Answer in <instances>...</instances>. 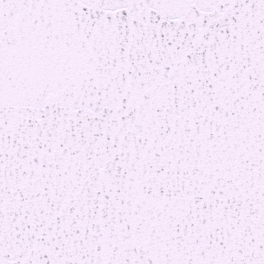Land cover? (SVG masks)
Here are the masks:
<instances>
[{
  "label": "snow or ice",
  "instance_id": "snow-or-ice-1",
  "mask_svg": "<svg viewBox=\"0 0 264 264\" xmlns=\"http://www.w3.org/2000/svg\"><path fill=\"white\" fill-rule=\"evenodd\" d=\"M0 264H264V0H0Z\"/></svg>",
  "mask_w": 264,
  "mask_h": 264
}]
</instances>
